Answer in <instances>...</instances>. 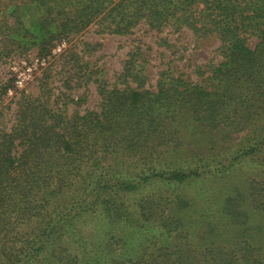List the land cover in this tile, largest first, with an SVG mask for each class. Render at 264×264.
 Instances as JSON below:
<instances>
[{
	"label": "trees",
	"instance_id": "1",
	"mask_svg": "<svg viewBox=\"0 0 264 264\" xmlns=\"http://www.w3.org/2000/svg\"><path fill=\"white\" fill-rule=\"evenodd\" d=\"M36 1L47 13L17 18L9 36L16 44L37 46L40 55L94 23L121 34L139 24L159 33L167 26L187 27L196 37L217 35L221 45L213 61L199 67L198 81L168 69L156 90L100 85L99 107L84 114L67 117L55 107L57 99L26 94L10 131L0 132V234L10 213L25 218L33 202L45 208L78 180L85 187L53 226L37 229L31 252H7V237H0V264H31L40 257L49 264H264V231L242 209L244 195L218 199L219 219L213 222L182 193L166 203L148 198L135 204L121 194L156 182L190 186L224 175L245 158L264 165V128L253 142L249 133V143L228 164L209 153L219 137L264 114V0H75L83 4L75 15L65 12L70 0ZM18 8L11 6V13L20 14ZM252 38L258 39L254 47ZM107 156L123 166L134 161L139 171L102 167ZM254 200L264 220V203ZM85 214L110 225L91 248L78 228ZM132 240L139 244L133 247Z\"/></svg>",
	"mask_w": 264,
	"mask_h": 264
},
{
	"label": "rangeland",
	"instance_id": "2",
	"mask_svg": "<svg viewBox=\"0 0 264 264\" xmlns=\"http://www.w3.org/2000/svg\"><path fill=\"white\" fill-rule=\"evenodd\" d=\"M46 1L50 5L57 4V0ZM70 1L71 4L65 7V12L74 14L83 4L76 5L75 0ZM37 2L0 0V132L10 131L15 115L24 105L23 97L26 94L33 98H49L51 103L57 99L58 105L55 107H61L67 117L77 112L84 114L99 107L100 85L110 88L114 85L121 88L127 84L133 87L142 85L156 90L160 74L168 69L173 70L175 75L183 74L184 77L190 76L194 81H198L199 67L206 68L205 65L213 61L221 45L217 35L196 37L187 27L178 31L167 26L159 33L156 30L149 31L145 24H139L130 32L121 34L103 32L101 25L94 23L84 33L56 42L47 55H40L37 46L29 48L16 44L9 36L11 29L16 26L17 18L28 21L32 14L47 13L44 4L38 6ZM11 6H19L20 14L11 13ZM52 13L55 14L56 11ZM50 16L52 18L53 15ZM100 18L94 21H100ZM257 43V38L250 39L251 47ZM19 80H23L22 86L17 83ZM262 128L264 114L246 125L245 129L238 130L231 136L219 137L221 143L209 153L216 154L218 160L228 164L249 143L247 135L250 133L254 136L253 140L251 139L253 142L258 139L257 135ZM131 162L123 166L119 159L107 156L103 159L102 167L116 170L118 166L121 169L130 166V169L127 168L129 171L138 172L139 168L135 169L134 161ZM84 169L85 173L91 172L90 166H85ZM117 177L118 175L110 177L112 183L116 182ZM84 187L83 180H78L77 184L66 189V195L56 197L57 199L45 208H39V201L33 202L32 209H28V213L26 211L25 218H18L14 215L16 212L10 213L6 230L0 234V237H7L3 238L2 242L6 251L14 252L16 249L24 253L31 252V247L36 243L34 237L37 229L47 227L50 223L49 226H53L57 217L62 214L61 211L65 213L80 200ZM178 193L195 201L193 202L196 203L199 215L206 209L205 213L211 216L213 222L219 219L216 205L220 201L235 194L244 195L241 198L242 209L249 211L250 223L261 226L264 231V220L260 218L261 211L254 200L258 198L264 203V165L255 159L245 158L237 161L224 175L190 186L156 182L142 187L138 192L121 194L127 204H135L148 198L170 202ZM72 195H78L76 200H73ZM25 204L26 202L20 203L19 206ZM65 205L68 206L64 209ZM134 214L135 217L139 216L138 212ZM109 227L106 220L97 215L85 214L78 222V228L89 248L102 240V233ZM201 232L203 233V230ZM225 243L231 244L229 241ZM138 244V240H132L133 247ZM65 245L73 247L71 242H65ZM49 263L45 257L31 262Z\"/></svg>",
	"mask_w": 264,
	"mask_h": 264
},
{
	"label": "built area",
	"instance_id": "3",
	"mask_svg": "<svg viewBox=\"0 0 264 264\" xmlns=\"http://www.w3.org/2000/svg\"><path fill=\"white\" fill-rule=\"evenodd\" d=\"M17 83L19 84V85H23L24 84V82H23V80H19V81H17ZM1 106V105H0Z\"/></svg>",
	"mask_w": 264,
	"mask_h": 264
}]
</instances>
